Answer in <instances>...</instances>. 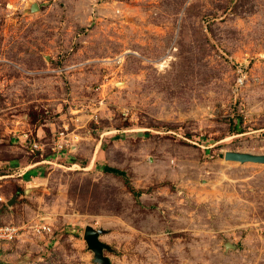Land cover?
<instances>
[{
  "label": "rangeland",
  "instance_id": "1",
  "mask_svg": "<svg viewBox=\"0 0 264 264\" xmlns=\"http://www.w3.org/2000/svg\"><path fill=\"white\" fill-rule=\"evenodd\" d=\"M227 152L264 155V0H0V160L53 162L11 199L53 234L0 264H98L87 227L110 264H264V164Z\"/></svg>",
  "mask_w": 264,
  "mask_h": 264
},
{
  "label": "crops",
  "instance_id": "2",
  "mask_svg": "<svg viewBox=\"0 0 264 264\" xmlns=\"http://www.w3.org/2000/svg\"><path fill=\"white\" fill-rule=\"evenodd\" d=\"M52 163L47 159L37 163H23L18 159L0 160V225L12 221L14 207L8 203L13 199L16 188L43 181L48 174V165ZM12 247L13 244H0V259H9Z\"/></svg>",
  "mask_w": 264,
  "mask_h": 264
},
{
  "label": "water",
  "instance_id": "3",
  "mask_svg": "<svg viewBox=\"0 0 264 264\" xmlns=\"http://www.w3.org/2000/svg\"><path fill=\"white\" fill-rule=\"evenodd\" d=\"M28 9L31 12L40 11V6L37 2L30 3L28 5ZM226 161L238 162V163H255V164H264V155H252V154H242L236 152H227L225 154ZM14 200H11L8 204L12 206ZM103 230H94L92 227H87L84 232V239L88 244L89 249L94 253L95 262L98 264H110L108 258H106L103 253L104 250L108 249L106 245H104L100 241V236L103 235Z\"/></svg>",
  "mask_w": 264,
  "mask_h": 264
},
{
  "label": "built area",
  "instance_id": "4",
  "mask_svg": "<svg viewBox=\"0 0 264 264\" xmlns=\"http://www.w3.org/2000/svg\"><path fill=\"white\" fill-rule=\"evenodd\" d=\"M26 6L30 3L37 2L39 6L43 0H22ZM0 201L2 198L0 197ZM26 226H17L15 224L0 225V244H13L14 242L25 237V235L46 236L53 234V228L46 222H36L35 224L25 228Z\"/></svg>",
  "mask_w": 264,
  "mask_h": 264
},
{
  "label": "trees",
  "instance_id": "5",
  "mask_svg": "<svg viewBox=\"0 0 264 264\" xmlns=\"http://www.w3.org/2000/svg\"><path fill=\"white\" fill-rule=\"evenodd\" d=\"M103 171L105 173H109V174H115V175H120V176H124V173L115 169V168H112L110 166H103ZM129 185V184H128ZM130 187V186H129ZM130 189L132 190V188L130 187Z\"/></svg>",
  "mask_w": 264,
  "mask_h": 264
}]
</instances>
